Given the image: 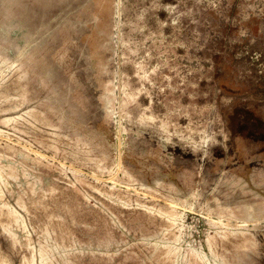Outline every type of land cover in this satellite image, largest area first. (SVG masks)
Instances as JSON below:
<instances>
[{
    "label": "rangeland",
    "instance_id": "obj_1",
    "mask_svg": "<svg viewBox=\"0 0 264 264\" xmlns=\"http://www.w3.org/2000/svg\"><path fill=\"white\" fill-rule=\"evenodd\" d=\"M43 248L264 264V0H0V264Z\"/></svg>",
    "mask_w": 264,
    "mask_h": 264
},
{
    "label": "bare ground",
    "instance_id": "obj_2",
    "mask_svg": "<svg viewBox=\"0 0 264 264\" xmlns=\"http://www.w3.org/2000/svg\"><path fill=\"white\" fill-rule=\"evenodd\" d=\"M15 219L18 221L19 217H16ZM50 253H51V249L43 248L41 250V260L43 264H53Z\"/></svg>",
    "mask_w": 264,
    "mask_h": 264
}]
</instances>
